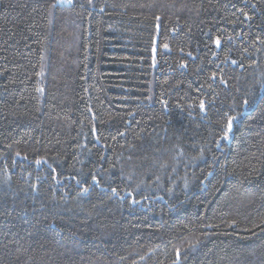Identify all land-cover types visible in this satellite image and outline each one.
Segmentation results:
<instances>
[{
	"label": "trees",
	"instance_id": "obj_1",
	"mask_svg": "<svg viewBox=\"0 0 264 264\" xmlns=\"http://www.w3.org/2000/svg\"><path fill=\"white\" fill-rule=\"evenodd\" d=\"M0 264H264V0H0Z\"/></svg>",
	"mask_w": 264,
	"mask_h": 264
},
{
	"label": "snow or ice",
	"instance_id": "obj_2",
	"mask_svg": "<svg viewBox=\"0 0 264 264\" xmlns=\"http://www.w3.org/2000/svg\"><path fill=\"white\" fill-rule=\"evenodd\" d=\"M68 2L69 3H71V0H68ZM89 2H91V0H89ZM165 47H167V45H165ZM204 107V105H203V103H201V108H203ZM229 127H231V124L229 125ZM39 163V162H38ZM96 178L95 177H93V180H95ZM85 191H87V189H85ZM113 191H115V190H113Z\"/></svg>",
	"mask_w": 264,
	"mask_h": 264
},
{
	"label": "rangeland",
	"instance_id": "obj_3",
	"mask_svg": "<svg viewBox=\"0 0 264 264\" xmlns=\"http://www.w3.org/2000/svg\"><path fill=\"white\" fill-rule=\"evenodd\" d=\"M60 1L68 2V0H60Z\"/></svg>",
	"mask_w": 264,
	"mask_h": 264
}]
</instances>
